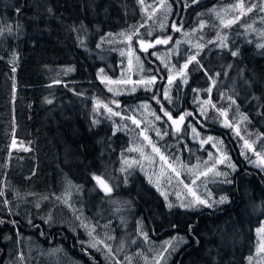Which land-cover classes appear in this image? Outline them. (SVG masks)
<instances>
[{"label": "trees", "instance_id": "trees-1", "mask_svg": "<svg viewBox=\"0 0 264 264\" xmlns=\"http://www.w3.org/2000/svg\"><path fill=\"white\" fill-rule=\"evenodd\" d=\"M169 1L175 9L173 19L177 23L182 21L184 28L206 20L207 7L225 4V0ZM2 20L11 22L16 29L23 28L24 37L21 41L15 38L13 42L20 56L18 63L7 60V52L0 48V154H10V167L1 171L0 185L6 181L5 173L9 178L13 176L14 193L24 195V199L14 205V211L18 213L25 206L29 209L23 214L9 215L1 206L0 264H10L15 237L26 227L30 232L42 234L41 240L47 249L64 251L71 264H119L110 263L104 250L95 244L93 247L87 237L88 230L94 227V232L106 238L111 235L109 226L105 227L107 234H104L106 229L88 213L85 219L92 221L88 229L86 221H81L79 227L73 220L54 223L48 219L55 197L61 210L66 209L61 200L65 184L77 185L79 190L76 191L95 190L93 177L101 176L107 181L109 172L115 174L118 186L114 194L134 204L133 209L124 213L130 216L131 224L140 225L139 230L143 232L147 230L154 243L175 234L187 239L163 264H249L258 246L256 231L264 221V173L240 160L237 144L228 129L219 128L215 110L222 111L223 105H227L233 87L229 78L244 73L247 81L254 84L247 96L249 105L243 100L232 104L230 98L229 102L234 105V113L230 115L233 117L236 110L246 113L250 130L262 135L264 141V47L254 36L245 32L243 35L240 24L233 25L231 31L225 33L237 36L231 39L229 47L219 49L217 43L212 42L215 36L212 28L206 34V46L189 65V81L177 98V89L174 95L164 98L162 81L148 91V99L143 86L128 91L136 99L131 109L137 110L140 105L149 103L160 117L165 116L164 111L174 117L182 110L197 115L198 106L204 101L200 95L209 99L210 111L201 117L202 130L222 138L238 170L232 176V185L227 187L229 204L216 210L190 211L168 209L164 199L138 169H122L124 150L130 141L142 146V139L132 127L125 126V123L130 124L129 119L114 115L111 121L99 106L109 105L112 109L109 103L113 95L102 79L118 76L120 69L116 63L121 57L115 53L111 60H103L101 53H90L84 47L86 40L96 44L108 34L130 31L143 24L146 16L139 0H0ZM233 52L238 55L233 56ZM144 59L154 67V75H163L160 61L150 54L144 55ZM112 60L115 74L107 65ZM13 82L17 84L16 99L11 95ZM185 101L187 106H184ZM97 105L101 108L100 114ZM113 127L120 133L112 135ZM5 131L8 133L4 134ZM173 133L176 136L164 137V144L182 146L180 135ZM153 135L156 138L155 133ZM12 136L31 149L10 151ZM99 147L108 161L103 172L96 158ZM134 179L140 180L138 185H143L139 191L133 187ZM31 217L32 223L27 224ZM82 228L87 229L86 235Z\"/></svg>", "mask_w": 264, "mask_h": 264}, {"label": "rangeland", "instance_id": "rangeland-1", "mask_svg": "<svg viewBox=\"0 0 264 264\" xmlns=\"http://www.w3.org/2000/svg\"><path fill=\"white\" fill-rule=\"evenodd\" d=\"M237 2L238 0H225V4L221 7L216 5L207 7L204 11V15L207 17L206 20L202 19L194 27L184 28L181 23L182 21L177 23L173 19L175 9L169 0H144L143 5L140 3L146 16L143 24H140L137 28L131 29L130 31L108 34L96 44L87 40L84 43V47L90 53H101L103 60H111L112 54L115 53H118L121 57L119 62L116 63V66L120 69L117 73L118 76L103 77L102 79L106 84L107 90L114 95L113 100L109 103L112 105V109L109 105L99 104V106L103 107L102 109L105 115L111 121L115 118L113 113H119V117L122 114L130 115V125L138 137L142 139L143 145L140 146L135 141H130L124 150L122 169L124 171L131 168L138 169L141 175L148 180L164 199L168 209L176 207L181 210L190 211L204 209L216 210L229 204L230 195L227 187L232 185V176L238 170V166L233 159L231 150L227 149L222 138H218L216 133H206L202 130L204 124L201 117H205L209 113V106H211L209 105V99H206V97L200 95V98L204 101H201L199 104L197 115L192 111L182 110L177 116L172 117L174 119L177 118L176 120L179 121V118L182 115L184 116V121L181 123L184 126L182 128L174 126L172 127L174 129L165 125L167 116H159L160 119H156V112L152 110L149 103L148 105H140L137 107V110L131 108L125 110L124 104L120 101V97L127 93L130 88L140 86L151 91L159 81L163 82V92L166 88L168 89V97L170 94L174 95L175 89L178 92L175 94V97L180 96L189 81V74L187 72L189 65L194 60L188 64L186 69L183 65L188 61L190 56L195 55L196 59L197 55L206 46V34L212 28L215 32L212 42H216V47L219 49L229 47L228 45L231 39L237 36V34L225 33L226 30L228 31L233 25L237 24H240L239 28L243 29V35L248 33L250 37L254 36L261 46L264 45V11L261 10L264 8V0H245L246 7L253 5L254 7L252 11L245 12L243 15L240 14L239 10H233L232 6ZM154 9L155 11H153ZM236 16H240V18L228 26L221 23V20L227 22ZM173 25L179 27L180 30L176 31ZM9 28L11 31L8 30ZM23 31V28L16 29L7 20L0 21V48L7 52L8 56L6 55V59L13 63L20 62L18 50L13 46V42L15 38H19L21 41L22 37H24ZM128 36H131L132 39L128 40ZM168 37H171V39L167 44H155L154 47H150L152 49L148 52V54L160 61L163 66L161 67L164 70L163 75L157 76L153 74L154 67L147 64L148 61L145 63L144 55L146 54L144 50H141L138 41L142 39L145 42H154L158 38L165 39ZM221 41L226 46L222 47ZM197 45H201L202 47H197ZM146 56L148 57V55ZM152 61L156 63L154 60ZM107 65L110 71L112 70L115 74L116 69L113 60L108 62ZM151 72L152 75L150 74ZM179 73H183V75ZM170 76L173 77L171 85L168 84ZM151 77L156 78L155 82L147 83ZM185 78L187 79V83H184ZM229 80L232 81L233 87H231V95L229 93V99L226 101L227 105H223L221 108L222 111L215 110V113H218L219 128H225L231 132V138L236 142L238 147L236 150L240 155V160L247 161L264 173V160H262L264 158V141L262 140V135L250 130V120L247 121L245 119L246 113L236 110L233 117L230 115V113H234V105L232 104L236 100L237 102L238 100H243L247 106L249 105L247 96L254 84L247 81L244 73L234 75ZM13 86L11 95L13 99H16L18 96V92L16 91L17 84L13 82ZM230 98L232 104L229 102ZM255 100L257 101L258 99L256 98ZM100 109L97 105V112L99 114L102 113ZM107 109H111V112ZM222 112L226 113V115H222ZM133 120H136L139 126L134 124L132 122ZM173 131L180 135L182 146L178 147L173 143L164 144L163 139L165 136H176ZM7 133L5 131L4 134ZM153 133H155L156 138H154ZM145 136L148 137L147 140ZM13 141H15V144ZM246 141L251 147L246 146ZM9 143L10 151L15 149L16 152H20L31 149L30 145L24 141H17L14 136L10 138ZM153 145L159 149V153L153 150ZM161 155L166 160H161ZM225 156L227 159L224 158ZM9 157V153L5 156L0 154V181L3 168L8 169L10 167ZM5 160L6 162L4 164ZM209 168L212 171H207ZM205 172H207L206 175L203 174ZM217 172L222 173V175H216ZM5 177L6 181H3V186L0 185V192L3 193V195H0V210L4 206L9 215L15 213L23 214L29 208L27 206L21 207L17 213L14 211V205H18L17 203L24 199V195L14 193L12 186L13 176L9 178V174L5 173ZM114 177L115 174L113 172L108 173L106 177L107 181L100 177L113 190V193L109 195L106 193L103 195L101 193L102 188L99 187L100 185H98L96 179L95 190L76 191L79 190L77 185L73 186V188L72 185L65 184L62 187L63 196L61 200L65 204L64 207L66 209L64 211L61 210L57 202L58 198L55 197L54 203L49 210L50 215L48 219H51L54 223L73 220L80 227L81 221H86L85 214L88 213L94 221H97L98 225L104 228L109 226L111 228V231L108 232V234H111L110 236L107 235L106 238H102L100 233L94 232L95 229L93 227L92 230H88L87 237L93 242L92 245L95 244L98 249L104 250L103 254L105 258L108 257L109 260H107L110 263H167L187 239L185 238V241L182 238L184 236L175 234L158 243H154L149 239L147 230L143 232L139 230L140 225H136L135 227L134 224H131L130 216L124 213L129 209H133L134 204L114 194L115 190L118 189ZM196 197L205 200L206 204L210 206L196 203ZM222 197H226V200L221 203L220 200ZM28 203L30 204V200ZM169 205L172 206L169 207ZM181 205L184 206L181 207ZM36 208L39 210V202H37ZM68 215H71L72 219ZM37 218L39 220L38 216ZM91 222L86 221L87 229L88 224ZM26 223H32V217ZM100 226H96V228H100ZM261 228H264V221L258 229ZM87 229L82 228L84 235H86L85 230ZM103 233L107 234V229ZM256 234L259 245L262 237H264V233L258 235V231H256ZM15 238V251L11 255L10 264H71L68 257L65 256L64 251L47 249L48 246L41 240L42 234L40 233L30 232L26 227ZM109 247L111 252L108 250ZM251 258V264H264V253L258 254L257 249Z\"/></svg>", "mask_w": 264, "mask_h": 264}, {"label": "snow or ice", "instance_id": "snow-or-ice-1", "mask_svg": "<svg viewBox=\"0 0 264 264\" xmlns=\"http://www.w3.org/2000/svg\"><path fill=\"white\" fill-rule=\"evenodd\" d=\"M139 2H140L142 5L144 4V0H139ZM192 2H193V3H196V2H198V0H192ZM232 7H233V10H239L240 14L243 15L245 12H250V11H252V8L254 7V5H253V6H248V7H246V6H245V0H238V2H237L236 4H234ZM261 10L264 11V8H262ZM17 11H19V9H17ZM48 11L51 12V9H49ZM153 11H155V9H154ZM239 18H240V16H236V17H234L233 19L228 20L227 22H225L224 20H221V23L224 24L225 26H228V25H230L231 23L235 22V20H238ZM201 27H203V25H201ZM173 28H174L176 31H179V30H180L179 27H177L176 25H173ZM8 30L11 31L10 28H9ZM134 34H135V33H134ZM122 35H123V34H122ZM127 39H128V40H131L132 37H131V36H128ZM170 39H171V37H168V38H165V39H159V38H158V39H156L154 42H145L144 40L141 39V40L138 41V43L140 44L141 50L146 51L147 48L154 47L155 44H167V43L169 42ZM221 46H222V47H223V46H226V45L223 44V41H221ZM197 47H202V46H201V45H197ZM262 47H264V45H262ZM197 54H198V53H197ZM122 55H123V53H122ZM153 55H155V53H153ZM232 55H233V56H236V55H238V53H237V52H233ZM193 60H195V55L190 56L189 59H188V61L185 62V64L183 65V67L186 69V68L188 67V64L191 63ZM166 66H167V65H166ZM13 71H15V67L13 68ZM170 71H171V70H170ZM179 74H180V75H183V73H179ZM155 79H156L155 77H151V78L147 81V83H154V82H155ZM172 81H173V77L170 76L169 79H168V84L171 85V84H172ZM184 83H187V79H186V78L184 79ZM209 91H210V90H209ZM154 98H155V97H154ZM164 98H165V99L168 98V89H167V88L164 90ZM159 102H160V101L157 100V103H159ZM233 102H234V101H233ZM105 107H107V106H105ZM145 107H147V106H145ZM107 110H108L109 112H111V109H107ZM161 110H163V106H161ZM113 114H114V115H119V113H113ZM221 114H222V115H226V113H223V112H222ZM164 115L167 116L169 120H172L173 124H178L179 121H183V119H184V116H181V117L179 118V121H177V120H173L172 117H171V115H170L167 111H164ZM156 119L159 120L160 117L157 116ZM245 119H246V118H245ZM132 122H133L134 124H137V126H139V123H138L136 120H133ZM177 130H178V129H177ZM193 131H195V129H193ZM237 134H238V133H237ZM145 139L147 140L148 137L145 136ZM209 139H211V137H209ZM13 143L15 144V141H13ZM245 144H246L247 147H251V145H249L247 141L245 142ZM153 150H154L155 152L159 153V149L156 148L155 145H153ZM224 158L227 159L226 156H225ZM161 160H166V158H165L163 155H161ZM262 160H264V158H262ZM233 167H234V166H233ZM207 171H212V169L209 168ZM203 174L206 175L207 172H205V173H203ZM216 175H222V173L217 172ZM224 175H226V174H224ZM93 178L96 179L97 183L100 184L101 187H102L106 192H110V191H111V189L108 187V185H107V184H106V183H105L100 177H93ZM193 183H195V181H193ZM186 187H187V186H186ZM189 191H191V189H189ZM0 195H3V193L0 192ZM225 200H226V197H222L221 200H220V202L222 203V202H224ZM195 202H196V203H199V204H205L206 206H210V205H207V204H206V201H205V200H202V199H200L199 197H196V201H195ZM5 203H7V201H5ZM171 206H172V205H169V207H171ZM183 206H184V205H181V207H183ZM257 231H258V235L261 234V233H264V228L258 229ZM92 246L94 247L95 245H92ZM108 250H109V252H111L110 247H109ZM257 253H258V254H259V253H264V237H262L261 243H260V244L258 245V247H257ZM249 260H250V264H251V260H252V258L250 257Z\"/></svg>", "mask_w": 264, "mask_h": 264}, {"label": "flooded vegetation", "instance_id": "flooded-vegetation-1", "mask_svg": "<svg viewBox=\"0 0 264 264\" xmlns=\"http://www.w3.org/2000/svg\"><path fill=\"white\" fill-rule=\"evenodd\" d=\"M145 52V54L146 55H148V52H149V50H148V48H147V50L146 51H144ZM147 64H148V62H147ZM147 91H145L144 92V94H146L147 95V99H148V89H146ZM110 94H112L111 92H109ZM126 95H122L121 97H120V101H121V103L122 104H124V109L125 110H128L129 108H130V106H131V104L133 103V102H135L136 101V99H133L132 98V94L133 93H130V94H128V92L127 93H125ZM113 95V94H112ZM113 97H114V95H113ZM126 98V99H125ZM123 99V100H122ZM113 100V98H111V100L110 101H112ZM182 104H184V101L182 102ZM184 106H187V101H185V105ZM183 116V115H182ZM121 118L122 119H129L130 120V118H129V115H122L121 116ZM173 120H176V119H174V118H172ZM186 122V121H185ZM165 125L167 126V127H170L171 129H174V128H172V127H180V128H182V126H184V124H180V123H178V124H173V122H172V120H169L168 119V117H167V121H166V123H165ZM125 126H127V127H131V125L130 124H126L125 123ZM181 131V130H180ZM120 132H117V128L116 129H114V127H113V129L111 130V134L112 135H117V134H119ZM103 147H104V144L102 145ZM102 151H103V149H100V147H99V149H98V153H97V163H98V166H101V170H102V172L104 171V169H105V167H106V162L108 163V161H107V157H106V155H105V153H102ZM137 174H138V172H136ZM139 174H141L140 172H139ZM101 177V176H100ZM143 177V176H142ZM144 178V177H143ZM138 183H141L140 182V180H138V179H134V181H133V187L134 188H136V190L137 191H139L140 190V188H142V184H139L138 185ZM99 185V184H98ZM100 187V186H99ZM101 193L104 195V193H106V194H112L113 193V190L111 189V191L110 192H105V190H103V189H101Z\"/></svg>", "mask_w": 264, "mask_h": 264}, {"label": "water", "instance_id": "water-1", "mask_svg": "<svg viewBox=\"0 0 264 264\" xmlns=\"http://www.w3.org/2000/svg\"><path fill=\"white\" fill-rule=\"evenodd\" d=\"M183 121H184V119H183ZM183 121H179V123L181 124ZM100 185V184H99ZM100 187H101V185H100ZM102 188V187H101ZM103 189V188H102ZM104 190V189H103ZM106 192V191H105Z\"/></svg>", "mask_w": 264, "mask_h": 264}]
</instances>
